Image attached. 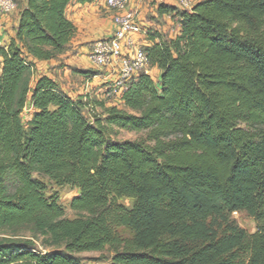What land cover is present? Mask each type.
Instances as JSON below:
<instances>
[{
  "label": "trees",
  "instance_id": "1",
  "mask_svg": "<svg viewBox=\"0 0 264 264\" xmlns=\"http://www.w3.org/2000/svg\"><path fill=\"white\" fill-rule=\"evenodd\" d=\"M98 1L27 0L0 44V231L31 232L0 239V264H82L76 254L106 248L111 264H264V0L160 5L180 30L143 48L159 86L141 73L123 108L102 103L89 119L86 97L33 78L75 37L70 8ZM116 129L146 135L118 141ZM49 184L78 191L74 219ZM239 212L254 234L231 220Z\"/></svg>",
  "mask_w": 264,
  "mask_h": 264
},
{
  "label": "rangeland",
  "instance_id": "2",
  "mask_svg": "<svg viewBox=\"0 0 264 264\" xmlns=\"http://www.w3.org/2000/svg\"><path fill=\"white\" fill-rule=\"evenodd\" d=\"M26 1L27 0H16L17 7L9 15H3L0 13L1 43L8 41L12 37V32L15 31V27L18 22L19 12L24 8ZM201 1L204 0H192L191 7ZM162 4H169L176 6L179 10L182 9L176 0H130V8L137 13L138 21L147 33V35L142 36L139 40L142 48L151 46L152 40L155 38L160 41H170L179 33L180 25L177 17L171 14L161 15L158 13V7ZM99 10L104 18H111V16H113V12L107 7L105 0H103ZM105 34L106 32H99L97 38H100V40L107 38V35ZM68 52L69 50L67 49V51L63 54L65 56H59L55 60H52L54 66L50 67V70L53 72V76H56V79L64 85V89L68 95L73 98L86 97L89 103L88 108L86 109L88 118L93 119L104 113V108L100 107V104L102 103H105L104 105L106 107L119 106L123 108L124 106L120 100V96L109 95L110 87L114 84L112 79L116 76H113L106 68L100 69L94 65H89L88 69L90 72H88V75L91 78L93 76H97V78L92 79L94 84H90L88 86L85 79L75 76V74H80V68H83L85 65L84 61L83 63L78 61L75 63L69 62L68 58H66V54ZM37 70L38 71H36V73L43 72L42 70ZM54 70L56 71L54 72ZM160 74L161 71L158 68H153L152 79L157 87L159 86ZM32 115V107L30 108V106H27L22 113V120L25 126H27V123L30 121ZM145 135V133H136L116 129L113 137L118 141H136L143 139ZM45 182L47 183L48 181L45 180ZM48 192L58 195L60 205L63 207L67 218L74 219L76 217V214L70 207L72 199L78 193L76 189L70 186L58 187L54 184H49ZM120 203L128 209H132L134 205V201L132 200H121ZM231 220L234 221L239 228L247 231L249 234H254L257 231L256 221L245 212L234 213L231 215ZM209 226L218 236L224 229V222L222 219L217 218L213 221H209ZM124 235L128 236L127 233H124ZM3 238L29 239L31 238V232L28 230H3L0 231V239ZM40 243L41 242H39V244ZM39 249L44 250V247L42 246ZM112 255L113 254L109 248H106L102 252H86L76 254L77 257L81 258L82 264H111Z\"/></svg>",
  "mask_w": 264,
  "mask_h": 264
},
{
  "label": "built area",
  "instance_id": "3",
  "mask_svg": "<svg viewBox=\"0 0 264 264\" xmlns=\"http://www.w3.org/2000/svg\"><path fill=\"white\" fill-rule=\"evenodd\" d=\"M182 9H191L192 0H176ZM113 12L114 31L109 38L95 42L90 54L91 63L106 68L114 78L109 95L120 96L127 82L141 73L152 75L149 58L140 46L139 40L147 35L138 21L130 0H106ZM16 0H0V13L8 15L16 9ZM110 74V75H111Z\"/></svg>",
  "mask_w": 264,
  "mask_h": 264
},
{
  "label": "crops",
  "instance_id": "4",
  "mask_svg": "<svg viewBox=\"0 0 264 264\" xmlns=\"http://www.w3.org/2000/svg\"><path fill=\"white\" fill-rule=\"evenodd\" d=\"M102 2L103 0H99L97 3L92 5H74L68 12V16L75 24L77 32L68 46L69 52L66 54V58H68L69 62L74 63L77 61L83 63L84 61L85 65L83 68L78 67L83 71H88V66L93 65L89 57L93 50L94 42L100 40V38H97L98 33L106 32L105 35H107V38H109L114 31L112 16L111 18H104L100 13L99 9ZM13 34L14 32H12V36H14ZM1 41L2 40H0V43ZM61 56L63 57L65 55ZM52 66H54L52 61L37 64V69L42 70L43 72H37V75L34 76L33 81L36 80L39 74L48 75L55 79L60 87L65 91L64 85L56 79V76H53V72L50 70V67ZM56 70H54V72ZM75 76L85 79L88 86L90 84L93 85L94 83L92 82V79L97 78V76H93L92 78L90 76L84 77L80 74H75Z\"/></svg>",
  "mask_w": 264,
  "mask_h": 264
}]
</instances>
